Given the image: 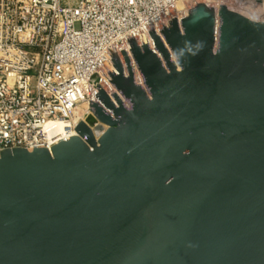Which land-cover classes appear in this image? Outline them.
Segmentation results:
<instances>
[{"label":"water","instance_id":"95a60500","mask_svg":"<svg viewBox=\"0 0 264 264\" xmlns=\"http://www.w3.org/2000/svg\"><path fill=\"white\" fill-rule=\"evenodd\" d=\"M160 29L126 38L143 83L109 48L131 106L99 84L98 140L1 150L0 264H264V21L201 2Z\"/></svg>","mask_w":264,"mask_h":264},{"label":"built area","instance_id":"2783aa9c","mask_svg":"<svg viewBox=\"0 0 264 264\" xmlns=\"http://www.w3.org/2000/svg\"><path fill=\"white\" fill-rule=\"evenodd\" d=\"M196 5V0H0V158L1 150L17 147L52 150L78 135L81 121L98 140L109 125L91 109V100L114 116L97 97L99 84L116 106L114 93L131 106L111 81L109 71H119L109 48L123 65L122 51L127 52L136 84L143 83L126 38L142 46L144 33L155 49L150 31L161 34L163 20L176 14L181 21ZM90 116L97 122L91 124Z\"/></svg>","mask_w":264,"mask_h":264},{"label":"rangeland","instance_id":"374dc122","mask_svg":"<svg viewBox=\"0 0 264 264\" xmlns=\"http://www.w3.org/2000/svg\"><path fill=\"white\" fill-rule=\"evenodd\" d=\"M196 2L197 5L201 2L210 3L212 7H215L217 9H219L222 4L237 11H243L244 14L254 13L253 10L251 12V9L254 8H258L259 10L261 9L260 3L257 0H196Z\"/></svg>","mask_w":264,"mask_h":264},{"label":"bare ground","instance_id":"6f19581e","mask_svg":"<svg viewBox=\"0 0 264 264\" xmlns=\"http://www.w3.org/2000/svg\"><path fill=\"white\" fill-rule=\"evenodd\" d=\"M259 3H260V6H261V9L259 10L258 8H254V9H251V12L252 10L254 11V13H246V15L252 17V18H255V19H258V20H261V21H264V0H257ZM180 7H181V4H180ZM242 13H244L242 11ZM148 41V40H147ZM149 43V41H148ZM151 47H153V43L151 42ZM85 112L86 110L84 108L80 109V117H83L85 115ZM100 131H97V134L100 135Z\"/></svg>","mask_w":264,"mask_h":264}]
</instances>
